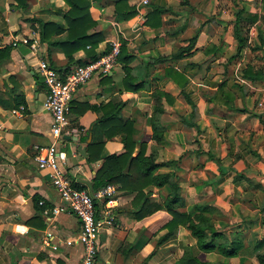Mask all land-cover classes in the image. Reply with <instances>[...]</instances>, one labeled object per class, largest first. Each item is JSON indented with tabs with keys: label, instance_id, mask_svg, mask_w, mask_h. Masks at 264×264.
<instances>
[{
	"label": "crops",
	"instance_id": "crops-1",
	"mask_svg": "<svg viewBox=\"0 0 264 264\" xmlns=\"http://www.w3.org/2000/svg\"><path fill=\"white\" fill-rule=\"evenodd\" d=\"M141 1L127 0L135 15L122 19L115 14V0H91L94 32L101 38L96 52L103 54L118 40L129 57L74 92L69 124L58 143L65 155L61 166L94 194L103 158L125 153L123 139L128 138L133 157L141 151L144 157L154 155L159 165L154 175L171 173L178 180V214L190 217L201 207L217 230L241 240L240 253L202 252L181 218L170 231L166 225L173 216L164 208L150 211L163 206L169 189L144 177L129 181L130 190L111 184L116 186L115 218L102 226L95 264H179L187 253L212 263L259 264L256 255H264V108L257 103L264 101V77L250 80L244 71L264 75V5L261 0H149L140 6L141 15ZM60 10H68L63 0H30L24 10L14 0H0V48L11 47L0 63L7 105L0 104V264H80L82 258L79 221L35 161L37 149L52 143L40 62L65 78L88 59L80 49L69 65L61 48L41 40V21L61 22L66 29ZM241 10L258 20L240 23L246 42L239 50L235 23ZM24 38L27 44L18 41ZM192 38L191 51L174 57ZM125 66L131 84L124 81ZM14 89L25 101L24 111L13 102ZM156 91L166 95L156 99ZM156 108H162L160 143L153 140L151 124ZM95 209L98 218L104 217L105 201L95 200ZM46 230L55 235L57 250L43 245Z\"/></svg>",
	"mask_w": 264,
	"mask_h": 264
},
{
	"label": "trees",
	"instance_id": "trees-1",
	"mask_svg": "<svg viewBox=\"0 0 264 264\" xmlns=\"http://www.w3.org/2000/svg\"><path fill=\"white\" fill-rule=\"evenodd\" d=\"M17 7L20 9H27L30 0H14ZM68 6V10L61 11L60 15L63 17L66 29L61 22H40L41 25V40L48 42L49 46L59 47L63 50L68 58V64L74 62V53L80 49L86 50V55L88 59L82 62L86 64L88 62L95 61L99 59L103 54H98L96 49L98 47L101 38L99 33L94 32L97 27V23L92 19L90 15L91 0H63ZM262 5H264V0H261ZM115 14L122 19H129L135 15V10L127 5V0H115ZM245 20V21H244ZM258 20V16L255 14H247L244 10L238 11L235 23V37L239 44V50L243 48L246 38L243 35V27L241 24L254 23ZM262 24L264 27V16H262ZM65 34V36L60 41H53L51 38L54 35ZM196 38H192L189 41V45L186 48H182L179 52L174 55V57H181L186 53H189L194 46ZM89 46V48H86ZM11 47L7 46L5 48H0V63L5 60L10 54ZM126 50L122 46L121 53L118 60L124 62ZM123 56V58H122ZM125 56V57H124ZM81 64V63H79ZM126 76L125 83H130L129 79H132L131 71L125 66ZM244 76L247 79L255 80L264 77L260 72H253L249 69L244 71ZM143 82V81H142ZM138 86H134L133 90H137ZM11 95L13 96V102L18 107L20 105H25V101L22 96L16 94V90H11ZM14 93L16 94L14 96ZM166 95L161 91H156L153 96L158 99ZM169 99V97L166 96ZM187 98V97H186ZM188 100V98H187ZM0 104L6 107V103L2 98L0 91ZM162 108H156L152 114L151 124L153 127V140L157 143L163 141V126L158 120V110ZM124 146L126 148L125 153L121 155H110L103 158L101 167L97 170L96 175L93 179V190L97 191L110 184H116L119 182L121 188L124 190H130L127 183L133 179L150 178V182L153 186L164 187L167 186L169 193L163 202V206H154L151 208V212L164 208L173 217L172 220L167 223V227L170 231L172 228H176L179 225V218L182 219V224L191 232L192 236L197 240L198 248L205 253L216 252L218 254L224 255L226 257H235L240 253V239L233 237L228 238L223 230H217L211 222V218L207 216L201 207H195V211L192 216H186L185 214H178L177 209L180 205L181 196L180 188L178 185V180L175 179L174 175L171 173L156 174L154 172L159 165L155 163L154 155L150 157H144L142 151L135 157L132 156V143L128 138L123 139ZM100 150L102 149V144L99 145ZM89 163L92 160H88ZM126 170V172L124 171ZM137 172L135 173V171ZM124 171V173H123ZM79 189H85L84 186L77 184ZM144 185L140 187L138 193L142 191ZM142 208V207H141ZM146 213H142L140 217L144 216ZM169 234V233H168ZM256 259L259 264H264V255H256ZM179 264H224L221 262L212 263L207 261H201L194 254L187 253L179 261Z\"/></svg>",
	"mask_w": 264,
	"mask_h": 264
},
{
	"label": "built area",
	"instance_id": "built-area-1",
	"mask_svg": "<svg viewBox=\"0 0 264 264\" xmlns=\"http://www.w3.org/2000/svg\"><path fill=\"white\" fill-rule=\"evenodd\" d=\"M149 0H142L137 12L142 13L140 6H146ZM142 15V14H141ZM22 44H27L28 39L18 40ZM17 42L12 43L17 46ZM121 52V44L118 40L110 42L109 49L97 60L86 64H76L73 66L65 78H61L56 71L47 63L42 61L39 64V72L43 82L47 87V94L44 101V108L50 113L52 143L49 146L37 149L35 161L38 168L47 170L52 185L58 193L60 200L77 217L80 230L77 240L82 247V258L80 264H95L98 254V237L103 224H113L115 214L112 212L113 196L116 186L107 185L100 188L93 195L86 189H79L77 182L73 180L61 166V160L65 157L60 150L58 143L62 140L63 130L69 124V113L71 110V99L78 87L87 84L94 76H106L116 66ZM257 107L264 108V101L260 100ZM25 107L20 106L19 111H24ZM95 200L105 201L106 209L104 217L98 218L95 209ZM41 200L39 205H44ZM54 215L60 213L59 207L52 209ZM43 245L57 250L55 235L51 230L43 233Z\"/></svg>",
	"mask_w": 264,
	"mask_h": 264
},
{
	"label": "water",
	"instance_id": "water-1",
	"mask_svg": "<svg viewBox=\"0 0 264 264\" xmlns=\"http://www.w3.org/2000/svg\"><path fill=\"white\" fill-rule=\"evenodd\" d=\"M79 151H80V153H81L83 156H85V148H80ZM89 192H90L91 195H93V191H92L91 189H90Z\"/></svg>",
	"mask_w": 264,
	"mask_h": 264
}]
</instances>
